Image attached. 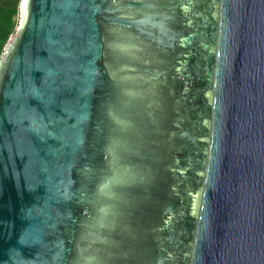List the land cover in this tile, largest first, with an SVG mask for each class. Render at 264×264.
Instances as JSON below:
<instances>
[{
	"label": "water",
	"instance_id": "95a60500",
	"mask_svg": "<svg viewBox=\"0 0 264 264\" xmlns=\"http://www.w3.org/2000/svg\"><path fill=\"white\" fill-rule=\"evenodd\" d=\"M0 264H264V0H20Z\"/></svg>",
	"mask_w": 264,
	"mask_h": 264
},
{
	"label": "trees",
	"instance_id": "16d2710c",
	"mask_svg": "<svg viewBox=\"0 0 264 264\" xmlns=\"http://www.w3.org/2000/svg\"><path fill=\"white\" fill-rule=\"evenodd\" d=\"M20 0H0V58L18 25Z\"/></svg>",
	"mask_w": 264,
	"mask_h": 264
},
{
	"label": "snow or ice",
	"instance_id": "6c2138e0",
	"mask_svg": "<svg viewBox=\"0 0 264 264\" xmlns=\"http://www.w3.org/2000/svg\"><path fill=\"white\" fill-rule=\"evenodd\" d=\"M23 2H24V4H26L27 3V0H23ZM23 19H22V21H21V28L23 27Z\"/></svg>",
	"mask_w": 264,
	"mask_h": 264
},
{
	"label": "rangeland",
	"instance_id": "374dc122",
	"mask_svg": "<svg viewBox=\"0 0 264 264\" xmlns=\"http://www.w3.org/2000/svg\"><path fill=\"white\" fill-rule=\"evenodd\" d=\"M18 20H19V16H18Z\"/></svg>",
	"mask_w": 264,
	"mask_h": 264
}]
</instances>
